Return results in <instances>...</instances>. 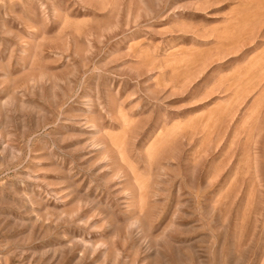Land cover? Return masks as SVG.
I'll return each mask as SVG.
<instances>
[{"label": "rangeland", "instance_id": "374dc122", "mask_svg": "<svg viewBox=\"0 0 264 264\" xmlns=\"http://www.w3.org/2000/svg\"><path fill=\"white\" fill-rule=\"evenodd\" d=\"M0 264H264V0H0Z\"/></svg>", "mask_w": 264, "mask_h": 264}]
</instances>
